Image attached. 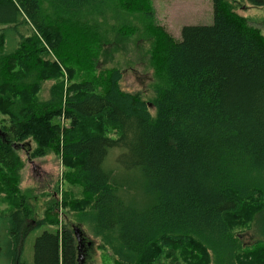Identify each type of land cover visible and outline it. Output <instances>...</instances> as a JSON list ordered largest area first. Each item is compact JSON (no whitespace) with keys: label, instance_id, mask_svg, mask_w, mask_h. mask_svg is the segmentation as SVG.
I'll use <instances>...</instances> for the list:
<instances>
[{"label":"trees","instance_id":"16d2710c","mask_svg":"<svg viewBox=\"0 0 264 264\" xmlns=\"http://www.w3.org/2000/svg\"><path fill=\"white\" fill-rule=\"evenodd\" d=\"M130 1L0 0V185L11 191L24 163L17 151L33 141L34 157L61 155L64 179L83 188L79 220L116 264H193L203 255V264H246L250 256L228 220L264 210V36L228 0H213V23L184 25L175 40L144 0L133 12L152 38V101L123 91L119 69L101 75L104 91L93 79L65 90L63 70L70 77L76 68L96 70L103 41L89 15L110 5L129 12ZM22 25L32 26L31 35ZM49 79L56 83L42 99L37 92ZM30 217L25 203L0 213V264L4 256L7 264L80 263L66 229L43 230L33 261L23 260Z\"/></svg>","mask_w":264,"mask_h":264},{"label":"rangeland","instance_id":"374dc122","mask_svg":"<svg viewBox=\"0 0 264 264\" xmlns=\"http://www.w3.org/2000/svg\"><path fill=\"white\" fill-rule=\"evenodd\" d=\"M143 1L131 0L128 5L129 12H116L115 7L110 5L106 7L104 14L89 15L87 20L90 24L96 23V28L91 30L99 32L98 37L103 41L96 58V70L86 71L76 68V73L71 77L67 71L63 70L58 79L64 82L65 90L70 83L93 79L99 83L98 89L104 91L103 84L106 80L104 81L101 75L108 70L119 69L122 72L119 84L123 91L139 93L147 101H152L158 81L151 60L152 38H149L144 30L139 17L135 18L138 12H133L134 7L143 6ZM228 2L237 15L245 18L252 28L264 36V6H254L245 0H228ZM147 4L152 5L155 11L156 22L154 23L162 27L175 40L181 39V29L184 25L213 23V0H149ZM32 30L31 25H22L20 28L26 36L31 35ZM74 35L76 36V33ZM14 36V43H16L20 38L18 35L11 34L13 39ZM80 36H83L82 40L86 42L92 40L91 33L80 34ZM11 47L12 45H7L8 49ZM72 48L74 50L76 46ZM49 53L50 59L57 60L51 51ZM67 63L71 67L75 65L71 58ZM54 83H56L55 79L43 82L42 89L37 92L40 98L47 99L51 95V86ZM150 110L153 114L155 113L152 104H150ZM4 118H6L5 115H0V119ZM63 120L59 119L61 123L66 122ZM29 144L17 151L24 162L20 179L11 184L9 193L4 192V186L0 185L1 215H8L23 203L31 209L29 225L24 230L22 259L28 262L33 261L34 242L43 230L61 233L66 229L72 232L76 246L80 247L79 264H116L115 255L102 237L94 236L88 224L79 220L78 205L83 204V188L64 179V171L67 168L64 167L61 155L52 151L43 156L34 157L32 152L35 149V143L32 141ZM118 154V149L111 151L109 166L116 165ZM248 210L254 212L253 220L251 216L231 217L228 222L233 226L232 231L240 235L241 243L250 256L246 264H264V210L255 211L253 208ZM41 220L46 221L47 224L39 225ZM33 227L36 228L31 230ZM75 227L79 229L80 239L75 233ZM208 255L211 258V254L208 253ZM205 261V255H203L192 263L203 264ZM2 264H7L5 256Z\"/></svg>","mask_w":264,"mask_h":264},{"label":"water","instance_id":"95a60500","mask_svg":"<svg viewBox=\"0 0 264 264\" xmlns=\"http://www.w3.org/2000/svg\"><path fill=\"white\" fill-rule=\"evenodd\" d=\"M74 229H75V233L77 234V236H78V238H79L80 236H79V232H78V231H79L78 227H75ZM79 239H80V238H79ZM79 248H80V247H79Z\"/></svg>","mask_w":264,"mask_h":264}]
</instances>
